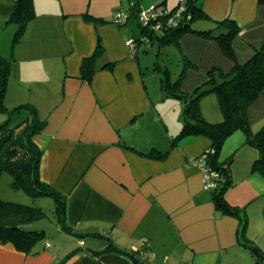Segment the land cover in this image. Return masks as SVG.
<instances>
[{
    "label": "crops",
    "instance_id": "1",
    "mask_svg": "<svg viewBox=\"0 0 264 264\" xmlns=\"http://www.w3.org/2000/svg\"><path fill=\"white\" fill-rule=\"evenodd\" d=\"M16 1L0 0V55L10 60L5 107L30 104L44 122L32 141L42 151L40 179L65 202L64 226L57 224L62 242L46 237L34 253L0 244V264H137L138 249L147 254L138 264H264L245 245L264 254L258 243L264 176L252 170L258 151L239 130L225 139L218 157H232L225 199L240 216L218 210L192 163L211 140L189 135L173 142L185 102L162 90L165 75L189 94L205 86L210 71L216 80L230 73L234 61L218 41L185 32L167 42L157 33L150 49L137 45L131 54L133 26L128 19L113 22L131 0H30L34 17L13 45L17 25L8 20ZM132 1L137 5L129 17L154 3L173 9L180 0ZM197 2L206 18L194 22L195 29L218 35L225 26L215 22L223 20L239 28L231 41L236 62L264 46V0ZM199 105L209 122L223 120L215 93L203 95ZM27 115L22 110L11 120ZM247 118L253 131L264 125V91ZM151 150L165 156H147Z\"/></svg>",
    "mask_w": 264,
    "mask_h": 264
},
{
    "label": "trees",
    "instance_id": "2",
    "mask_svg": "<svg viewBox=\"0 0 264 264\" xmlns=\"http://www.w3.org/2000/svg\"><path fill=\"white\" fill-rule=\"evenodd\" d=\"M197 1L185 0V8L176 26L165 28L158 39L167 42L175 41L185 32L214 38L218 41L223 53L234 61L233 68L230 73L221 74L218 80H216L214 71H210L205 86L199 87L189 94L179 91V80L170 83L168 75H165L162 80V90L166 95L180 98L185 102L181 129L174 137L173 142L189 135H204L211 140V147L204 152H208L206 155L207 165L218 173L217 185L210 190L214 205L225 214L240 216L239 209L231 206L225 199V193L232 184L230 175L232 157L223 162L219 161L218 157L225 139L239 130L245 136V144L255 148L259 154L253 163L252 170L264 176V125L253 131L247 118L248 107L264 91V46L257 49L246 62H236L231 41L237 35L239 28L233 21L223 20L215 22L216 28L225 26V30L218 35L212 34L211 29H195L192 24L206 18ZM178 4L179 2L171 11H174ZM33 17L31 1L17 0L8 20L17 25L13 35V45L19 42L28 22ZM139 27L142 33H146L145 27L140 24ZM154 36L155 34L150 36V41ZM101 51L102 48L98 44L96 53ZM9 74L10 60L0 55V113L5 116V119L0 123V175L2 172H8L12 176L13 186L24 189L32 196L48 195L53 197L57 223L63 225L65 202L57 192L40 179L39 165L42 151L32 141L33 136L41 131L44 122L39 119L35 108L30 104L18 105L11 110H7L4 106ZM209 92L215 93L218 97L224 116L220 122H209L201 112L199 100ZM22 110L27 111L28 115L13 122L12 115ZM147 156L163 157L165 155L151 150ZM43 216L44 212L40 207L0 199V244H12L15 249L25 253L36 252V244L45 240L46 233L44 230L27 229L26 226ZM241 219V232L243 233L247 220L245 215L241 216ZM245 245L261 257V251L257 247L251 244ZM131 256L134 254L131 253ZM134 257L136 263H140L138 256Z\"/></svg>",
    "mask_w": 264,
    "mask_h": 264
},
{
    "label": "built area",
    "instance_id": "3",
    "mask_svg": "<svg viewBox=\"0 0 264 264\" xmlns=\"http://www.w3.org/2000/svg\"><path fill=\"white\" fill-rule=\"evenodd\" d=\"M135 5V2L131 0L129 2L128 10L119 9L114 15L113 22L119 25L127 23V19L129 18L132 10L136 7ZM184 5L185 0H180L178 6L174 9V11H171V9L166 8L160 3H154L148 8H138L136 17L138 23L145 27L146 33H142L140 39L133 38L127 42L129 52L131 54H135L137 41L149 44L150 36H152L153 34L162 33V31L167 27L176 26L185 8ZM207 153L203 152L199 157L192 159V163L201 169L203 173L204 186L207 189L211 190L217 185L216 179L218 177V173L210 169L207 165ZM136 251H139V258L147 256V254L143 250L138 249L135 250V252Z\"/></svg>",
    "mask_w": 264,
    "mask_h": 264
},
{
    "label": "rangeland",
    "instance_id": "4",
    "mask_svg": "<svg viewBox=\"0 0 264 264\" xmlns=\"http://www.w3.org/2000/svg\"><path fill=\"white\" fill-rule=\"evenodd\" d=\"M135 2V1H134ZM126 8V7H125ZM121 8V9H125ZM114 19V17H113ZM128 22L130 25H132L133 34L138 39L141 38V33L139 29V24L137 17L131 16L128 18ZM131 39H133L131 37ZM138 46H147L145 48H151L152 46L150 44H147L145 42L137 41ZM153 46L157 48V44L153 43ZM174 80V78H172ZM5 106V102H4ZM4 120V119H3ZM2 120V121H3ZM1 123V122H0ZM13 179L12 176L8 172H2L0 175V199L2 201H9V202H15L20 204H25L28 206L33 207H40L43 212L44 216L41 218H38L32 222H30L26 228L31 230H44L46 233L47 239L53 244V243H60L62 242L61 236H59V233L57 232V217H56V211H55V201L53 197L48 195H42V196H32L29 193H27L22 188H16L12 184ZM254 232H256L258 229L254 228ZM259 241L261 247L264 248V235L259 236ZM256 240H254L255 242ZM42 243V242H41ZM61 245V244H57ZM261 257H264V254H261ZM260 257V260H261Z\"/></svg>",
    "mask_w": 264,
    "mask_h": 264
}]
</instances>
